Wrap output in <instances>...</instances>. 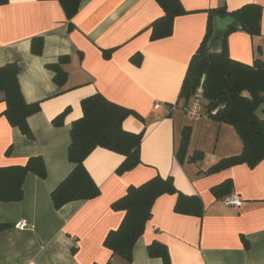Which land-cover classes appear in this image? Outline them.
Segmentation results:
<instances>
[{"label": "crops", "instance_id": "0c3cea01", "mask_svg": "<svg viewBox=\"0 0 264 264\" xmlns=\"http://www.w3.org/2000/svg\"><path fill=\"white\" fill-rule=\"evenodd\" d=\"M179 2L187 13L175 17L171 34L160 39H151V27L164 16L156 0H80L70 21L55 0H7L0 6V67L17 61L25 102L39 104L27 118L30 140L2 115L0 94V167L39 156L46 168L45 179L26 176L20 201L0 202V225L7 226L0 230V264H122L103 246L124 214L111 204L128 187L157 175L171 177L181 193L197 196L202 213L177 214L174 195L157 198L131 264H163L147 253L153 242L165 246L169 264H264V159L254 167L205 173L221 159L240 154L241 141L231 126L207 117L201 102L194 103L198 97L186 106L178 98L210 10L263 7L260 35L235 30L224 45L231 60L264 61V0ZM34 39L40 40L39 54L32 52ZM94 94L138 115L128 116L122 128L143 133L141 164L117 174L123 157L96 148L83 165L99 195L56 210L51 193L73 169L67 159L71 125L82 117L81 101ZM60 114V125L53 124ZM184 127L191 130L187 156L200 152L202 160L181 165L174 149ZM226 180L232 183L228 195L240 199L238 206L225 205L228 195L211 190ZM20 222L26 224L22 229L16 227Z\"/></svg>", "mask_w": 264, "mask_h": 264}, {"label": "trees", "instance_id": "16d2710c", "mask_svg": "<svg viewBox=\"0 0 264 264\" xmlns=\"http://www.w3.org/2000/svg\"><path fill=\"white\" fill-rule=\"evenodd\" d=\"M55 1L60 4L67 21H70L79 9L80 0ZM156 1L164 16L151 27V39L169 36L174 18L187 13L179 0ZM6 3L7 0H0V6ZM262 10L263 7L252 4L233 12H226L224 9L208 11L204 39L188 65L178 96L179 100L183 101V106L198 97L207 117L219 124L231 126L242 144L240 154L221 159L208 168L205 172L207 174L241 164L254 167L264 159V120L254 116L256 108L264 104V61L255 58L252 64H243L228 57L224 45L225 38L238 29L227 31L219 53H209L206 49L213 32V15L224 14L235 19L239 30L254 37L260 35ZM32 44V52L39 54L40 40L34 39ZM257 53L259 54V49ZM19 70L20 64L17 61L0 67V94L5 104L2 115L11 127L17 128L23 136L32 140L27 118L39 111V104L25 102L17 80ZM59 76L60 71L57 70L56 77ZM201 80L202 92L198 94ZM244 93H247V96ZM217 102L221 107L211 113ZM81 110L82 117L71 125L67 151V159L73 169L51 193V201L56 210L70 202L86 201L99 195L98 187L83 165L86 157L96 148H103L123 157L116 170L117 174L131 171L141 164L143 133L134 134L122 128V123L128 116L138 117L135 112L107 100L100 94L83 99ZM61 117L62 114L57 116L52 121L53 124L60 125ZM190 132V127L181 130L174 149V157L181 165L186 161L202 160L200 152L193 153L191 157L187 156ZM29 174L45 179L46 168L41 157H31L22 165L0 167V202L20 201L23 198V184ZM211 190L215 194L225 196L232 191V183L226 180ZM163 195L176 197L174 211L177 214L200 216L202 213L201 200L197 196L185 195L178 191L171 177L162 178L157 175L139 186H130L122 197L111 204V209L124 214L119 226L109 231L103 240V246L111 254L110 259L118 258L122 264L132 263L133 247L144 232L155 200ZM6 227L0 225V230ZM147 253L149 257L160 258L163 264H169L165 246L153 242L147 246Z\"/></svg>", "mask_w": 264, "mask_h": 264}, {"label": "water", "instance_id": "95a60500", "mask_svg": "<svg viewBox=\"0 0 264 264\" xmlns=\"http://www.w3.org/2000/svg\"><path fill=\"white\" fill-rule=\"evenodd\" d=\"M212 23H213V32L212 35L207 42L206 49L209 53H219L221 51L222 42L226 36V33L229 29H238L239 30V24L238 22L224 14H216L212 17ZM201 84L197 90L198 94L202 92ZM245 96H247V93H244ZM199 99V98H198ZM221 105L217 102L214 104V106L211 109V113L216 112ZM254 116L259 120H264V104H260L256 110L254 111Z\"/></svg>", "mask_w": 264, "mask_h": 264}, {"label": "built area", "instance_id": "2783aa9c", "mask_svg": "<svg viewBox=\"0 0 264 264\" xmlns=\"http://www.w3.org/2000/svg\"><path fill=\"white\" fill-rule=\"evenodd\" d=\"M195 102H197V99L194 101V103ZM153 109H155L156 111H159L161 110V106L159 104H154ZM222 202L227 206H238L240 204V199L237 196L228 195L223 198ZM25 225L26 224L24 222H20L16 224V227L18 229H22L25 227Z\"/></svg>", "mask_w": 264, "mask_h": 264}, {"label": "rangeland", "instance_id": "374dc122", "mask_svg": "<svg viewBox=\"0 0 264 264\" xmlns=\"http://www.w3.org/2000/svg\"><path fill=\"white\" fill-rule=\"evenodd\" d=\"M197 100H199V99L197 98ZM199 102H200V100H199ZM200 106H201V105H200ZM201 108H202V109H204V107H203V106H201Z\"/></svg>", "mask_w": 264, "mask_h": 264}]
</instances>
